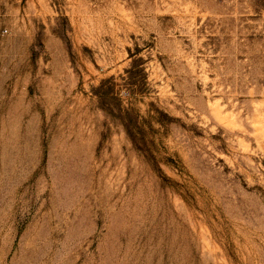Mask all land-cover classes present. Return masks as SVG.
I'll return each instance as SVG.
<instances>
[{
  "label": "rangeland",
  "instance_id": "374dc122",
  "mask_svg": "<svg viewBox=\"0 0 264 264\" xmlns=\"http://www.w3.org/2000/svg\"><path fill=\"white\" fill-rule=\"evenodd\" d=\"M0 264H264V0H0Z\"/></svg>",
  "mask_w": 264,
  "mask_h": 264
},
{
  "label": "trees",
  "instance_id": "16d2710c",
  "mask_svg": "<svg viewBox=\"0 0 264 264\" xmlns=\"http://www.w3.org/2000/svg\"><path fill=\"white\" fill-rule=\"evenodd\" d=\"M137 125V123L134 122V125H130L129 124V127L128 126H125L126 127V131H127V135H129V137H131V140L133 141V143H136L135 141V138L132 136L131 132L133 131L132 129L135 128V126ZM128 127V128H127ZM141 145L145 146L146 147V143L143 142V140L141 141Z\"/></svg>",
  "mask_w": 264,
  "mask_h": 264
}]
</instances>
